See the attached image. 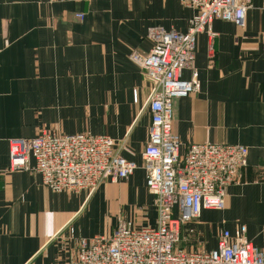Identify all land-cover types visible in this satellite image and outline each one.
<instances>
[{
  "label": "crops",
  "instance_id": "1",
  "mask_svg": "<svg viewBox=\"0 0 264 264\" xmlns=\"http://www.w3.org/2000/svg\"><path fill=\"white\" fill-rule=\"evenodd\" d=\"M263 5L253 0L244 29L216 20L214 40L198 35L199 91L174 102L181 154L204 143L249 150L225 210L217 219L215 211H204L183 227L188 251L203 249L201 244L212 250L223 231L234 234L241 226L264 248ZM194 14L179 0H0V264H77L78 237L111 233L120 221L156 225L143 169L152 121L147 101L155 85L130 55L151 51L153 27L186 33ZM192 77L191 70L183 72L184 80ZM42 129L108 135L137 169L92 195L51 191L39 174L10 169V142L33 139ZM92 204L106 217L100 230L96 217H84Z\"/></svg>",
  "mask_w": 264,
  "mask_h": 264
},
{
  "label": "built area",
  "instance_id": "2",
  "mask_svg": "<svg viewBox=\"0 0 264 264\" xmlns=\"http://www.w3.org/2000/svg\"><path fill=\"white\" fill-rule=\"evenodd\" d=\"M179 2L195 11L188 31L153 27L148 32L151 51L130 55L155 85L147 101L152 121L143 169L158 212L156 225L120 221L111 233L91 239L78 237L77 264H264V248L248 239L246 226L234 234L223 231L212 250L188 251L180 245L185 225L200 220L204 211L225 210L228 189L238 183L248 166L249 150L243 145L204 143L193 144L181 154L173 126L174 102L199 91L195 68L198 35L207 33L214 40L217 35L212 25L216 20L246 28L253 0ZM210 52L213 57L212 48ZM185 70L193 72L189 81L183 79ZM115 146L108 135L42 130L33 139L10 142V169L39 174L43 185L56 193L92 195L108 181L128 180L137 169L134 162L116 152ZM70 234L75 237L73 227Z\"/></svg>",
  "mask_w": 264,
  "mask_h": 264
},
{
  "label": "rangeland",
  "instance_id": "3",
  "mask_svg": "<svg viewBox=\"0 0 264 264\" xmlns=\"http://www.w3.org/2000/svg\"><path fill=\"white\" fill-rule=\"evenodd\" d=\"M42 130H44V129H42ZM42 130H40L39 131V133L42 131ZM46 130H48V129H46ZM54 130H56V129H54ZM94 204H92V205H90L88 208H87V211H86V214L84 215V217H86L87 219H94L95 217H96V221L97 222H95V224H97V226H96V228L98 229V230H100V224L101 223H105L106 222V217H103L102 216V214H100V213H97V211H96V209H95V212L93 211V209L92 208H94ZM95 208H96V206H95ZM212 219H217L219 216V212H213L212 214ZM245 224H247L248 225V227L249 228H253V227H255L256 226V224L255 223H253L252 221H250V220H245V221H243ZM148 224H151V223H148ZM219 228H221L220 230H222L223 229V226H219ZM192 230V229H191ZM221 232V231H220ZM209 236H211L209 233H208V238H210ZM198 239L197 238H194V239H192V242H193V244H195L196 242H198L197 241ZM191 242V241H190ZM185 242H181V247L182 248H184L185 247V244H184ZM186 244H187V242H186ZM188 244H189V242H188ZM190 246V245H189ZM201 248H203V249H207L208 250V246L206 245V246H203L202 244H201Z\"/></svg>",
  "mask_w": 264,
  "mask_h": 264
}]
</instances>
